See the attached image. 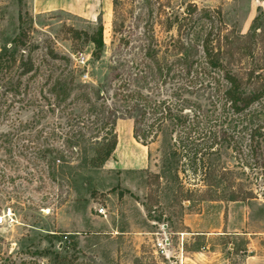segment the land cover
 I'll list each match as a JSON object with an SVG mask.
<instances>
[{
	"label": "rangeland",
	"instance_id": "rangeland-1",
	"mask_svg": "<svg viewBox=\"0 0 264 264\" xmlns=\"http://www.w3.org/2000/svg\"><path fill=\"white\" fill-rule=\"evenodd\" d=\"M112 2L103 17L96 13L86 18L62 10L34 14L29 0H0V44L18 34L21 15L26 53L54 77L68 69L60 59L52 61L50 52L80 65L76 82L97 84L114 57L141 54L139 46L151 40L162 44L163 53L171 39L209 40L222 49L228 66L240 72L250 60V50L240 45L247 41L252 19L264 12V0ZM259 22L254 40L264 44V15ZM99 23L105 46L96 58L85 34H92ZM37 81L33 85L39 96L43 80ZM59 116L55 111L41 118L32 107L22 110L12 124L15 135L7 144L0 141V256L16 262L32 258L39 264H264V168L238 166V157L223 150L211 157L212 179L204 185L185 184L183 189L199 192L182 200L177 197L182 188L157 177L162 174L158 142H137L128 118L117 120L119 144L101 166L83 165L84 152L74 147L64 149L67 162L48 167L37 147H46L47 123H61L55 128L58 135L68 130L66 117ZM9 129L0 125V135ZM62 141L56 137L51 143L59 146ZM85 153L91 156L94 150ZM230 193L237 200H227ZM100 206L106 216L97 213ZM152 221L167 224L168 259L153 253L147 232L158 226Z\"/></svg>",
	"mask_w": 264,
	"mask_h": 264
},
{
	"label": "trees",
	"instance_id": "trees-1",
	"mask_svg": "<svg viewBox=\"0 0 264 264\" xmlns=\"http://www.w3.org/2000/svg\"><path fill=\"white\" fill-rule=\"evenodd\" d=\"M260 15L264 12L252 19L247 41L240 45L250 50L249 67L243 71H233L222 49L209 40L183 43L171 39L163 53L162 44L151 40L139 46L141 54L114 57L97 84L76 82L80 65L54 52L48 54L50 59H60L68 72L54 77L52 72L40 70L25 51L27 35L19 15L18 34L0 44V125L10 127L0 135V141L7 144L15 135L12 124L22 110L32 107L41 118L58 111L59 117H66L63 125L68 130L58 135L55 128L61 123H47L50 131L43 137L46 147H37L39 156L52 167L55 161L67 162L64 149L75 147L84 152L83 165L98 167L115 150L117 120L128 118L137 142L144 146L158 142L162 174L157 177L182 188L177 195L182 200L199 192L197 188L183 189L185 184L204 185L212 179L211 157L223 150L238 157V166L263 169L264 44L254 40L260 31ZM85 35L93 45L92 55L98 58L105 46L102 23ZM37 78L43 80L39 96L33 85ZM56 137H63L59 146L51 143ZM87 148L94 154L87 156ZM222 180L231 183L227 177ZM227 200H237L236 195L230 193ZM0 264L39 263L32 258L16 262L10 256H0Z\"/></svg>",
	"mask_w": 264,
	"mask_h": 264
},
{
	"label": "crops",
	"instance_id": "crops-1",
	"mask_svg": "<svg viewBox=\"0 0 264 264\" xmlns=\"http://www.w3.org/2000/svg\"><path fill=\"white\" fill-rule=\"evenodd\" d=\"M29 4L34 14L62 10L86 18H93L96 13L103 17L113 6L112 0H29Z\"/></svg>",
	"mask_w": 264,
	"mask_h": 264
},
{
	"label": "built area",
	"instance_id": "built-area-1",
	"mask_svg": "<svg viewBox=\"0 0 264 264\" xmlns=\"http://www.w3.org/2000/svg\"><path fill=\"white\" fill-rule=\"evenodd\" d=\"M97 213L99 215L106 216V210L103 206H100L97 208ZM2 222V218L0 216V223ZM153 225H157L158 228L157 230L154 231H149L147 232L151 237L149 240L151 241V246L153 247V253L155 257H160L163 256L166 259L169 258L167 252H168V246L170 245V240L167 237V224L165 222L158 223L156 221L151 222ZM70 240L68 239L67 236H64L63 242H69ZM149 264V263H145Z\"/></svg>",
	"mask_w": 264,
	"mask_h": 264
}]
</instances>
